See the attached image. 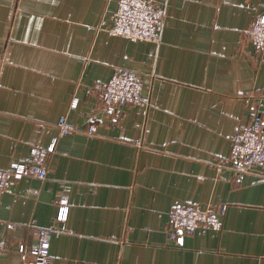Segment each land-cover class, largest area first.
<instances>
[{
	"label": "crops",
	"instance_id": "1",
	"mask_svg": "<svg viewBox=\"0 0 264 264\" xmlns=\"http://www.w3.org/2000/svg\"><path fill=\"white\" fill-rule=\"evenodd\" d=\"M151 1L159 43L105 30L117 0H0V169L52 148L46 179L0 191V264H23L39 227L55 231L54 264H264V180L219 167L264 114V49L249 35L264 0ZM117 68L140 74L149 108H102L97 85ZM62 118L76 131L60 135ZM178 204H225L222 230L171 240Z\"/></svg>",
	"mask_w": 264,
	"mask_h": 264
},
{
	"label": "built area",
	"instance_id": "2",
	"mask_svg": "<svg viewBox=\"0 0 264 264\" xmlns=\"http://www.w3.org/2000/svg\"><path fill=\"white\" fill-rule=\"evenodd\" d=\"M165 27V11L151 0H117V8L112 14V25L105 30L111 35L135 41L159 43ZM252 43L264 49V14L258 15L249 30ZM102 92V108L112 112L126 104L146 106L150 100L141 94L142 78L136 71L117 68L113 77L97 85ZM60 135L76 131L65 118L58 123ZM95 132L91 126L89 134ZM52 148L33 147L30 156L14 163L9 169H0V191L13 180L34 176L41 180L47 178L46 160ZM220 168L231 169L238 177L254 174L264 180V114L256 113L252 122L236 131L232 137L230 156L221 161ZM59 221L67 218L70 203L66 192L57 200ZM226 205L200 208L194 204H178L169 210L168 233L171 240H181L183 235H193L201 229L221 231ZM54 229L39 227L38 241L33 245H22L20 252L23 264H54L50 250Z\"/></svg>",
	"mask_w": 264,
	"mask_h": 264
}]
</instances>
